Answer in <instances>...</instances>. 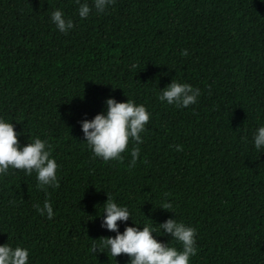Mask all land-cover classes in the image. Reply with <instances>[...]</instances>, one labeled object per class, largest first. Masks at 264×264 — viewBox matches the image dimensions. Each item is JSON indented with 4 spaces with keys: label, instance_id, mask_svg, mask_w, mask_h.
Listing matches in <instances>:
<instances>
[{
    "label": "trees",
    "instance_id": "16d2710c",
    "mask_svg": "<svg viewBox=\"0 0 264 264\" xmlns=\"http://www.w3.org/2000/svg\"><path fill=\"white\" fill-rule=\"evenodd\" d=\"M83 3L91 12L82 19ZM80 4L0 0V118L21 147L47 141L59 183L42 190L35 171L0 175V245L28 249V264H129L90 251L117 235L101 226L109 195L131 215L117 222L120 233L151 225L182 250L159 224L195 228L189 264H264V146L254 143L264 126V0H114L104 12ZM55 10L73 21L67 34ZM173 80L199 88L197 102H162ZM109 98L150 113L123 162L95 157L82 129ZM45 200L51 220L33 207Z\"/></svg>",
    "mask_w": 264,
    "mask_h": 264
},
{
    "label": "clouds",
    "instance_id": "9594fccd",
    "mask_svg": "<svg viewBox=\"0 0 264 264\" xmlns=\"http://www.w3.org/2000/svg\"><path fill=\"white\" fill-rule=\"evenodd\" d=\"M43 3V0H41ZM80 4V0H76ZM114 3V0H94V7L98 12H104L105 7ZM91 12L88 3L80 4L78 14L83 19ZM51 20L59 31L67 34L68 30L74 27L72 20H66L61 10H55L51 14ZM182 56L189 55L188 50L181 52ZM133 68L136 65H132ZM200 95L199 88H193L187 83H178L175 80L163 89L159 94V99L174 104L176 107H188L197 102ZM106 114H97L92 120H83L82 129L95 157H100L104 161L119 160L123 162L122 153L128 147L129 140L142 143L140 133L145 130V125L149 122L150 113L146 107L136 105L133 101L117 102L114 98L106 101ZM246 140V137L244 138ZM256 149L264 146V126L258 128L254 134ZM182 151V146L177 147ZM139 147L131 150L132 160L128 165L129 169L134 168L139 157ZM51 157V146L47 141L37 137L33 142L21 147L18 134L13 123L6 122L0 118V175L7 174L10 168L22 170L31 175L33 171L37 174V187L46 190L47 186L59 187L57 179V162ZM165 197L170 193H165ZM33 207L41 214L47 215L51 220L54 216L53 207L48 200L44 201L43 207L39 203ZM163 209L171 210L173 205L163 202L160 206ZM106 213V215H105ZM127 207L118 206L108 195V199L103 205V223L111 231H115V237H101L98 242H94L90 251L96 253L106 252L111 257H118L125 254L130 257L129 264H189L190 257L197 254L196 232L193 227L186 226L176 219H169L159 228L165 233L171 234L172 239L182 245V250L171 247L168 243L158 241L153 233L156 229L151 225H145L142 230L139 227H126L123 233L119 232L118 221H127L130 218ZM29 250L20 246L13 248L9 244L0 245V264H28Z\"/></svg>",
    "mask_w": 264,
    "mask_h": 264
}]
</instances>
